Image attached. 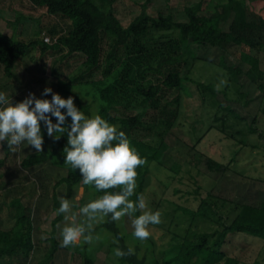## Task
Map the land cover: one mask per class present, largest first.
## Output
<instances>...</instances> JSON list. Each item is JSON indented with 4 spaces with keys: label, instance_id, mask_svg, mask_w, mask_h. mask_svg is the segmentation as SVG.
Returning a JSON list of instances; mask_svg holds the SVG:
<instances>
[{
    "label": "rangeland",
    "instance_id": "rangeland-1",
    "mask_svg": "<svg viewBox=\"0 0 264 264\" xmlns=\"http://www.w3.org/2000/svg\"><path fill=\"white\" fill-rule=\"evenodd\" d=\"M198 1L114 0L113 6L116 15L127 26L142 12L143 7L152 16L172 14L175 20L184 21V8ZM203 1L205 7L211 2H218ZM246 7L250 19L259 21L260 16L264 17V0H246ZM229 23L225 25L226 29ZM69 27L68 19L50 14L46 7L37 5L33 0H0V30L6 34L14 33L27 42L50 36L53 42L54 38L66 34ZM50 32L53 34L50 35ZM259 37L264 43V30L259 32ZM145 40L149 51H153L158 58L161 55L178 56L180 59L173 67H178L184 79L182 90H165L157 107L147 109L143 116L144 125L134 132L135 137L151 144H158L164 139L165 149L161 159L151 163L143 193L146 210L161 213V223L149 225L150 236L147 239L154 242L156 254L162 260L164 251L180 243L186 235L195 238L194 235L201 232L213 231L226 218L230 206L208 208L214 202L210 193L256 205L264 200V46L252 49L250 54L241 51L237 45L230 46L226 51L195 42L183 46L179 44L177 33L159 38V33L153 31ZM63 54L53 49L43 52L38 45L15 63L10 76L0 63V92L13 103L24 100L30 93L43 98V91L48 87L57 93L59 79L69 81L85 67L82 53L67 57ZM252 56L260 62L261 73L256 81L247 75ZM221 59L228 65L241 67L242 72L235 77L221 66ZM102 76L99 71L94 78ZM164 76L165 72L142 78L137 71L133 77L142 87L148 88L152 83H159ZM225 79L227 84L221 85L220 81ZM197 82L211 85L215 93L202 90ZM65 89L60 96L65 99L72 96L76 107L85 116L91 118L98 115L101 106L98 86L68 82ZM48 96L51 100L52 94ZM177 96L179 102L175 101ZM51 119L54 123L55 117ZM41 122L47 132L46 125ZM70 123L71 117H68L65 124ZM35 152L27 142L15 150L9 149L7 141L0 142V160L4 161L0 164V231H9L15 225V209L11 202L16 198L26 206L34 225V247L29 256L0 252V264H44V261L45 264H83L84 246L61 247V231L68 223L65 219L55 228L60 246L53 258L46 260L52 246V221L57 216L53 208V193L56 191L60 200L65 198L66 185H55L68 172L66 168L53 167L49 161L24 168L21 164L23 159ZM216 163H221L223 168L214 167ZM99 196L95 194V189L82 184L70 199L73 211L79 213L80 207ZM203 206L208 208L207 217L195 220L189 228L191 215L185 209L197 210ZM134 218V215L125 216L117 222L133 234ZM98 231L97 235H93L99 239L88 244L89 251H96V264H114L115 256L109 251V245L104 243L105 246L101 247L104 240L109 243L112 235L103 227ZM3 244L0 241V246ZM226 246L231 256L239 258L240 264H264L262 238L237 235L235 241Z\"/></svg>",
    "mask_w": 264,
    "mask_h": 264
},
{
    "label": "trees",
    "instance_id": "trees-1",
    "mask_svg": "<svg viewBox=\"0 0 264 264\" xmlns=\"http://www.w3.org/2000/svg\"><path fill=\"white\" fill-rule=\"evenodd\" d=\"M33 1L39 6L46 7L50 14L68 19L70 27L67 33L54 38L53 42H46L45 39H33L27 42L18 38L14 33L9 35L0 30V63L4 66L6 74L10 76L15 63L38 45L43 48V52L48 49L62 51L65 53L64 57L74 53L84 55V69L69 81L59 79L57 93L60 95L65 92V85L68 82L98 86V97L101 101L98 115L110 124L117 125L119 130L124 131L132 147L141 158L146 160L143 166L136 169L137 188L131 197L132 200L143 195L150 165L153 161L161 159L165 149L164 139L158 144H151L135 137L134 132L144 125V114L150 106L157 107L164 97L165 90L180 91L184 88V79L178 67H173L180 58L168 55H161L158 58L153 51H149L146 45L147 35L153 31L159 33V38H167L177 33L179 44L183 46L195 42L209 44L226 51L230 46L237 45L241 51L247 54H250L251 50L256 47L264 46L259 37V32L264 30V17L260 16L259 21L250 19L246 0H218L216 3L211 2L207 7H205L204 1L200 0L184 8L186 15L184 21L175 20L172 14L160 13L158 16H152L143 7L142 12L127 26L116 15L113 6L114 0ZM228 22L230 23L226 29L225 25ZM52 34L50 32V35ZM250 63L251 67L247 71V75L256 81L261 73L259 59L252 56ZM220 64L224 69L231 71L235 77L242 72L241 67L228 65L224 59H221ZM165 69L167 70L165 71ZM99 71L103 76L94 78L95 73ZM137 71L142 78L148 74L164 72L165 76L159 83H152L148 88H145L133 77ZM197 84L202 90H210L215 93L211 85H205L203 82H197ZM75 97L79 98L77 95ZM43 98L50 100L48 95H43ZM179 99L177 96L175 101L179 102ZM79 106L81 109L83 108L80 103ZM139 108L140 110L134 113ZM61 111L64 110L61 109ZM70 125L71 123L66 124L69 129ZM41 132L44 140L43 152L28 154L21 164L24 168H33L49 161L55 166L66 168L67 176L59 179L55 187L65 184V198L71 199L75 190L83 183L79 169L75 170L64 163L66 154L63 149L68 144L67 133L58 139L50 137L43 129L42 124ZM2 163L4 161L0 160V164ZM215 165L216 168H223L221 163ZM89 186L95 189L96 195L104 194L94 185ZM209 196L214 198V202L208 208L230 206L226 218L213 231L201 232L194 235L195 238L190 237L187 233L188 235L180 243L174 244L164 251L162 260L158 258L152 240L137 239L124 226L121 227L117 221H112L110 214L105 221L94 227L93 234L97 235L98 229L101 227L107 230L112 238L109 243L104 240L101 247L108 244V249L113 254L117 247L124 251H127L129 247L134 249V255L116 257L114 254V264H240L239 258L229 254L226 245L229 242H234L237 235H249L264 239V200L256 205L241 203L213 193H210ZM204 202L206 203V200ZM11 206L15 209V225L9 231H0V241L4 243L0 246V252L9 255L21 253L27 257L34 247L33 221L27 214L26 206L21 199L12 200ZM59 207L60 199L54 191L53 208L57 212V216L52 221V246L46 260L52 259L60 246L55 237V228L57 223L64 219V214H58ZM208 208L203 206L197 210L185 209V212L191 215L189 228L195 220L207 217ZM139 214L138 211L134 216ZM114 241H118V243H114ZM77 245L80 248L84 246L82 249L83 264H96V251H89L88 243H85L82 238Z\"/></svg>",
    "mask_w": 264,
    "mask_h": 264
},
{
    "label": "clouds",
    "instance_id": "clouds-1",
    "mask_svg": "<svg viewBox=\"0 0 264 264\" xmlns=\"http://www.w3.org/2000/svg\"><path fill=\"white\" fill-rule=\"evenodd\" d=\"M221 85L227 80H221ZM220 86H217L219 90ZM52 94L51 100L37 98L30 93L24 100L13 103L0 92V142L7 141L9 149L15 150L23 142L31 145L36 152H43L41 121L46 125L47 134L58 139L67 133L68 144L63 149L65 164L79 169L84 185H94L103 195L80 207L79 213L73 211L70 199L61 198L58 214H64L68 223L61 231V247L75 246L81 238L91 244L98 240L94 236V225L111 215L112 221H120L125 216L141 213L132 220L133 235L144 241L150 236L149 225L161 223L159 211H147V204L140 195L136 200L131 197L137 188L136 169L146 163L144 158L130 144L125 132L117 125L110 124L100 115L85 116L79 110L72 96L61 97L45 88L43 95ZM66 109V111H61ZM56 118L53 123L51 117ZM71 117L70 129L65 122ZM59 134V135H58ZM119 189L118 191H108ZM78 217H83L79 219ZM118 243V241H114ZM116 257L134 255L129 247L124 251L117 247Z\"/></svg>",
    "mask_w": 264,
    "mask_h": 264
},
{
    "label": "built area",
    "instance_id": "built-area-1",
    "mask_svg": "<svg viewBox=\"0 0 264 264\" xmlns=\"http://www.w3.org/2000/svg\"><path fill=\"white\" fill-rule=\"evenodd\" d=\"M45 41L46 42H51L52 40H51V38L49 36H47V37H45Z\"/></svg>",
    "mask_w": 264,
    "mask_h": 264
},
{
    "label": "crops",
    "instance_id": "crops-1",
    "mask_svg": "<svg viewBox=\"0 0 264 264\" xmlns=\"http://www.w3.org/2000/svg\"><path fill=\"white\" fill-rule=\"evenodd\" d=\"M53 167H55L53 164H52ZM55 168H58V167H55ZM58 169H61V168H58Z\"/></svg>",
    "mask_w": 264,
    "mask_h": 264
}]
</instances>
